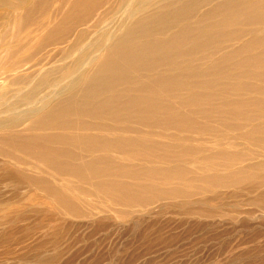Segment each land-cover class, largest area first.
<instances>
[{"label": "rangeland", "instance_id": "1", "mask_svg": "<svg viewBox=\"0 0 264 264\" xmlns=\"http://www.w3.org/2000/svg\"><path fill=\"white\" fill-rule=\"evenodd\" d=\"M55 1L57 12L54 10L51 20L54 25L59 23L61 36L62 33L72 36H68V43L40 53L23 74L26 77L34 72L44 74L42 79L48 77L54 89L66 96L69 94L65 91L67 79L63 78L66 72L60 71L73 66L74 51L86 43L70 52L69 46L74 45L80 30H89L93 36L96 32L91 30L93 24L109 8L118 6L119 0H100L101 9L93 20L80 27L73 26V14L77 12L71 11L83 0ZM143 3L146 4L139 17L147 25L144 32L149 30V35L130 32L122 45L140 50L142 54L136 55L144 63L135 69L128 83L137 88L134 93L138 97H150L153 108L156 112L160 109L162 116L164 110L173 116L186 109L185 102L193 95L205 97L200 107L211 117V130L172 131L161 126L166 117L156 118L147 126L126 121L121 126L126 137H135L139 132L154 140L153 143L165 137L170 144L191 149L184 158L157 160L155 164L146 158L132 160L124 148L108 154L111 163L125 165L128 170L150 166L183 170L177 183L162 184L161 180L140 178V185L153 186L154 191L149 202L133 208L110 203L87 183L72 181L42 166L33 167L31 160L24 165L7 160L23 177L42 179L49 189H57L59 194L69 197L75 203V212L71 213L60 207L46 190L15 176L0 158V264H264V138L249 137L254 138L252 133L264 126V106H257L258 102H264V0H143ZM58 5L63 7L62 11ZM213 9L217 13H210ZM110 19L111 16L104 18L101 25ZM122 32L123 28H119L113 39ZM254 40L256 44L245 47ZM101 52L95 49L89 58L96 59ZM216 69L222 70L220 75H208ZM175 73L182 74L183 86H169L152 96L141 89L154 75L168 83L167 79L171 82ZM44 93L35 100L42 101ZM85 98L80 102L100 101L92 96ZM238 102V106H231ZM115 105L122 108L120 101ZM115 105L108 103L110 107ZM47 106L48 102L42 108ZM21 108L27 113L28 109ZM230 112L237 117H231ZM106 113L107 109L102 110V114ZM109 113L121 120L125 118L118 109ZM80 121L92 127L81 130L79 136L94 134L93 130L102 125L97 120ZM72 130L56 129L48 135L68 142L70 133L79 128ZM62 148L74 152V158L77 155L76 161L63 159L72 165L95 157L73 150V146ZM224 149L231 159L226 166L218 155ZM210 156L214 164L206 163ZM234 171H243L248 180L238 187L216 180ZM104 180L134 183L128 176ZM133 189L137 190L134 186ZM175 191L183 194L175 195Z\"/></svg>", "mask_w": 264, "mask_h": 264}, {"label": "bare ground", "instance_id": "2", "mask_svg": "<svg viewBox=\"0 0 264 264\" xmlns=\"http://www.w3.org/2000/svg\"><path fill=\"white\" fill-rule=\"evenodd\" d=\"M55 2V0H0V12H2L0 18V158L6 161L15 176L22 180L27 179L46 190L60 207L71 213L75 212V203L69 197L59 194L57 189L54 191L49 189V185L45 184L46 182L42 179L23 177L24 175L15 171L7 160L19 165H24L27 160H31L33 167L42 166L61 176L70 177L72 181L89 184L97 193L106 196V200L110 203H121L131 208L138 207L135 205L149 202L154 191L153 186L140 185V178L147 181L149 179L161 180L162 184L177 183L181 180L183 170L180 167L157 166L128 170L125 165L111 163L108 154L124 148L132 160L146 158L150 163L155 164L157 160L184 158V155L191 152V149L183 145L170 144L165 137L153 143L154 140L147 139V135L139 132H136L135 137H126L123 135L124 130L121 126H125L127 122L147 126L156 118L166 117L161 126L172 131L211 130L209 128L211 117L203 112V105H201L205 97L193 95L194 97L191 96L185 102L186 109L180 110L173 116L164 110L162 116L160 109L156 112V108H153L150 97L140 98L134 93L137 88L128 82L133 79L137 67L144 65L136 55L142 53L139 52L140 50L134 51L131 47L122 45L126 43L125 38L130 32L134 31V34H141L143 37L149 35L147 34L149 30L144 32L147 25L144 26L143 20L140 19L141 16L139 17L141 8L146 4L143 0H119L118 6L109 8L103 14L104 16L93 24L91 30L96 29L93 36L86 29L77 33L74 45L69 46L68 52L83 42L86 44L74 51L73 66L67 71L66 69L60 71V73L66 72L63 78L67 79L65 91L69 92L68 95L61 96L62 92L54 89L53 82L48 77L42 79L44 74H39V76L38 72H34L26 77L23 74L25 67L31 64L40 53L47 48L68 43V36L70 35V38L72 36L71 33H62L61 36L59 23L54 25L51 20L54 10L57 12V5L54 7ZM60 7L59 10L62 11L63 7ZM100 9V0H83L71 11L72 13L77 12L73 14V26H87ZM210 13L217 12L213 9ZM109 16H111L110 21L101 25V21ZM119 28H123V32L113 39V34ZM126 32L127 34L124 35ZM256 42L254 40L245 47L256 44ZM95 49L102 50L101 56L92 60L89 55ZM33 66L32 68L37 64ZM221 72V69H216L208 75L218 76ZM181 76V73H175L172 75L171 82L167 79L169 82L165 83L162 78L154 75L153 79L146 81L141 89L147 96H152L169 86L178 88L185 83ZM199 76L201 77V75L196 77L199 78ZM124 85L128 87L123 88ZM42 91H46L44 99L35 100ZM109 92H111L110 96L102 100L101 97ZM91 96L100 98V101L90 104L80 102L85 100V97ZM118 101L122 108L115 105ZM47 102V108H42ZM108 103L115 105L116 108L108 106ZM104 105L107 109L106 114H102V110H105ZM238 105L239 102L231 106ZM257 106H264V102H258ZM21 107L28 109L27 113H24ZM117 109L119 113L124 112L123 120L109 113H115ZM228 114L231 117H237L236 113ZM24 115H26V120L23 118ZM81 118L90 121L97 120L102 125L93 130L94 134L83 133L79 136L78 133L81 130L87 131L92 127L88 123L81 122ZM77 127L79 130L70 133L68 142L66 140L61 142L56 136L48 135L49 131L56 129L66 128L73 131L72 129H77ZM252 134L254 138L249 136L252 139L264 138V126L259 132L255 131ZM62 138L67 139V137ZM63 145L73 146L75 147L73 150L94 154L95 157L82 164L72 165L70 162H64L63 159L77 160V155L74 158V152L65 151L62 148ZM218 155L222 158L223 166L230 164L231 159L226 149L218 152ZM206 163L214 164L213 157L210 156ZM122 176H128L129 179L134 180V183L125 185L104 180L108 177L120 178ZM94 178L99 181L95 182ZM216 180H219L218 182L225 180L238 187L248 180V176L243 171H234ZM133 186L137 190L133 189ZM192 187L196 189L195 186ZM162 194L164 196V192ZM174 194L183 193L175 191Z\"/></svg>", "mask_w": 264, "mask_h": 264}]
</instances>
